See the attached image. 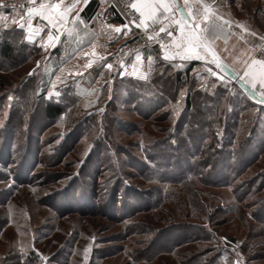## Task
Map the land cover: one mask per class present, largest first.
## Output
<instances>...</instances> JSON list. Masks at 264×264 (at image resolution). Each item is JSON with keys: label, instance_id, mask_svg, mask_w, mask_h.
<instances>
[{"label": "rangeland", "instance_id": "374dc122", "mask_svg": "<svg viewBox=\"0 0 264 264\" xmlns=\"http://www.w3.org/2000/svg\"><path fill=\"white\" fill-rule=\"evenodd\" d=\"M225 2L232 8L235 0H189L188 6L199 10L195 22L203 27L204 9L215 19L222 6L228 9ZM241 3L253 9V0ZM0 17H6L0 18L2 40L4 32L13 29V20L1 7ZM19 39L24 41L21 35ZM165 43L167 48L128 57L104 85L100 80L107 77L109 67L100 66L94 77L90 74L82 81L58 82L43 73L31 49H25L30 56L22 62L18 53L8 62L0 59V140L8 141V134L17 131L38 138L32 144L38 147L37 159L28 157L31 167L24 176L13 162L19 159L15 148H0V264H264V224L252 215V203L264 197V154L241 176L255 177L254 185L260 188L242 202L229 188L197 181L193 188H178L136 171L141 164H150L146 155L150 146L161 143L156 150H166L163 143L175 145L170 139L175 135L179 144H189L190 152L195 149L199 160L198 142L209 144L213 135L238 143L252 133L256 122L264 127V100L241 80L223 73L203 55L190 59L175 55L171 42ZM115 50L104 59L108 65ZM188 92L199 122L212 123L222 112L221 126L211 125L227 128L232 114L238 113L236 131L204 130L199 138L188 136L191 119L184 112ZM208 95L216 99V111H210L214 99H206ZM61 96L64 113L45 120L39 111L42 101ZM166 152L183 157L186 153ZM7 157L10 160L4 163ZM108 162L121 179L119 200L107 180ZM155 164L163 177L164 172L169 180L177 176L179 166L170 159L156 158ZM102 169L106 170L100 173ZM154 188L163 194L156 205ZM137 225L144 230L128 232ZM193 225L201 227L197 232L204 240L186 241ZM182 239L186 242L179 244Z\"/></svg>", "mask_w": 264, "mask_h": 264}, {"label": "crops", "instance_id": "0c3cea01", "mask_svg": "<svg viewBox=\"0 0 264 264\" xmlns=\"http://www.w3.org/2000/svg\"><path fill=\"white\" fill-rule=\"evenodd\" d=\"M28 1L29 7H38L42 2L61 3V10L65 12L64 19L56 23L55 27L39 15L31 17L29 26V7L9 9L13 20L11 26L22 31L24 42L38 48L36 62L39 56H43V61H38L37 64L43 67V73L46 72L52 81H82L90 74L94 77L100 66L106 67L109 64L104 59L112 50L133 35L132 27L124 21L111 0ZM183 2L184 0H173L174 7L169 12L162 13L161 10L157 20H147L146 28L140 26L141 32L150 42L161 38L165 46L162 49L167 48L165 42L169 44L178 35L179 28L175 20L181 17L188 21L189 27L193 25V18L188 16ZM213 3L211 1L210 6ZM223 4L228 5L226 2ZM252 6L253 9L249 10L241 0H235L232 8L222 6L220 14L212 11L216 15L213 20L222 28L211 33V51H200L198 54L207 57L223 73L236 76L246 89L264 100V84L261 83L264 65L253 64L255 59L251 57L253 49L264 42V0H253ZM20 24H24V27H20ZM117 27L121 29L120 32H115ZM161 27L165 28L164 32L160 31ZM168 31L172 32V36L167 35ZM150 36L153 38L149 39ZM185 55L188 58L197 56ZM99 57H103V60ZM89 61L94 62L86 67Z\"/></svg>", "mask_w": 264, "mask_h": 264}, {"label": "trees", "instance_id": "16d2710c", "mask_svg": "<svg viewBox=\"0 0 264 264\" xmlns=\"http://www.w3.org/2000/svg\"><path fill=\"white\" fill-rule=\"evenodd\" d=\"M22 36V31L19 28L13 27L11 30H6L4 32V35L1 37L2 40H0V59L3 62H8L14 57L16 53L19 54L18 61L22 62L26 60V57L30 56V52L26 54L25 49H31L34 53H38V48L34 45L28 44L26 42H20V35ZM19 36V37H18ZM18 37V38H17ZM12 40V41H11ZM22 41V40H21ZM17 43V44H16ZM31 47V48H30ZM16 50V51H15ZM33 53V54H34ZM32 54V53H31ZM26 56V57H25ZM16 65V63H13V67ZM192 68V63L186 68L185 73L188 74ZM180 76L177 75V81H179ZM68 93V92H67ZM70 94V93H69ZM209 97L213 98L212 95H208L206 99H209ZM62 96L60 97V101L57 100H44L42 101L39 111L42 113V117L45 120H54L59 115L64 113V103L61 102ZM214 99V98H213ZM207 100H205L206 102ZM193 96L190 92L186 94L185 97V105H184V112L190 116L191 123L187 130L188 136L191 137H200L201 133H203L204 130H209L211 132H221L228 134L230 131L235 132L237 129V116L238 113L232 114L233 122L228 123L227 128L218 127L221 121V115H224L222 112L218 116L217 120L213 122H218L216 128H214L213 125L215 123H210L211 120L205 119L204 121H200V114L197 111H193ZM212 106H210V111H216V108L218 105L216 99L211 102ZM213 104H215L213 106ZM70 105V104H68ZM36 107L35 109H37ZM214 119V118H213ZM212 119V120H213ZM17 122V120H15ZM15 122V124H16ZM199 122V123H198ZM196 126V128H195ZM198 126V127H197ZM258 122L255 123V125L250 129V133L254 134V138H251V134L246 136L243 140H240L238 143L235 142H228L223 139H217L213 135L211 136V141L209 144H203L198 142L196 150L199 152L200 157H202L199 160H195V157L197 154L195 153L194 145L193 150L191 152L189 151V144H179V139L175 135L174 137H170V139H173L176 144L173 145L171 142L163 143V145H166V150L170 149L174 152V150L179 151L182 149L186 153L183 157L181 154H177L174 156V154H169L166 152V150L157 149V145H160L161 143H155L154 145L150 146L148 148V151L146 155L148 156V160L150 164H141V167H136V171L140 172L141 175L145 178H148L149 180H158L161 182H168L173 184V186H178V188H193L195 181L201 182L205 185L213 186V187H225L229 188L234 196V198L238 202H242L246 199H249L252 195H255L260 188H258V185L255 186V177L249 178L247 180H241V176L243 172L250 166L253 165L256 161H258L259 157L264 154V127L259 128ZM28 128V127H27ZM26 128V130H27ZM230 132V133H231ZM8 141L0 140V148L4 146V149L11 150L13 147L17 151V156L19 159L18 161H13L14 163H17V165L20 166V169L22 171V175L28 173V169H30L31 165L28 164V157L32 156L34 161L37 159V152L38 147L35 149L32 144L38 143V138H34L35 136L28 134V131L24 134L20 131H17L16 135H10L8 134ZM202 138V137H201ZM168 141V140H167ZM256 147H254V145ZM39 145V144H38ZM155 147V148H154ZM192 147V146H191ZM37 150V151H36ZM4 151V150H3ZM202 154V155H201ZM12 157V154H11ZM156 158L159 159H169L176 163V165L179 166L177 176L173 177L174 179L169 180V178H166L167 172H164V177L162 176V173L159 174L158 165L155 164ZM10 160V157H7L4 161V163L8 162ZM192 160V162L190 161ZM27 162L26 164H24ZM180 162V163H179ZM184 165V167L180 168V164ZM24 165V166H23ZM30 165V166H29ZM108 166L111 169L110 174L107 177V180H110V185L113 186V190L115 192H112L114 195V198L116 200H119L120 197V190H121V179L119 177V174L114 173L116 171L115 166L108 162ZM204 169H206V172H204ZM19 169V170H20ZM103 170H98L100 173L103 172ZM167 171V170H166ZM30 173V172H29ZM19 175V174H17ZM22 175H19L18 177L21 178ZM167 175V176H166ZM99 176V175H98ZM97 180V179H96ZM109 185V186H110ZM120 185V186H119ZM110 190V189H108ZM107 190V191H108ZM155 192V205L158 203L157 201H160L162 199V192L161 190L154 188ZM94 192V191H92ZM97 194V193H96ZM157 199V200H156ZM115 201V200H114ZM252 205L255 207L252 211V215L255 219L260 221L264 224V197L257 198ZM194 230L193 234L190 236V240L182 239L179 240V244L184 243L186 241H197V240H204L203 236H200L202 229L199 227V225H193L191 226ZM184 228V227H182ZM177 229V230H182ZM128 232L135 231V229L139 232L144 230V227L138 226H130ZM200 230V233L198 234L197 230ZM186 240V241H184ZM218 258V256H217Z\"/></svg>", "mask_w": 264, "mask_h": 264}, {"label": "snow or ice", "instance_id": "6c2138e0", "mask_svg": "<svg viewBox=\"0 0 264 264\" xmlns=\"http://www.w3.org/2000/svg\"><path fill=\"white\" fill-rule=\"evenodd\" d=\"M34 2V0H30V3ZM189 0H185V9L187 10V14L190 18H193V26H188V21L184 20L181 17L178 20H175V23L178 25L179 31L178 35L171 41V45L176 49L175 55L184 56L185 54L191 53H199L200 51L209 52L212 49L213 40L211 39V33L215 29L222 28L221 25L216 24V22L212 19V14H210V10L208 8L204 9V14L202 20L204 22V26H201V23H196L195 20L200 17V13L198 9L190 8ZM15 7V6H13ZM131 7L140 13L141 21L140 25L147 27V20L155 21L158 19V14L167 13L170 9L174 7L173 0H134L131 4ZM147 12V15H146ZM33 15H39L44 19L48 20L49 23L53 24V27L56 26L60 20L64 19L65 12L61 10V3H41L38 7H29L28 8V23L30 26L31 17ZM6 19V17H0ZM20 27H24V24H20ZM111 27V26H110ZM126 27V26H125ZM115 32H120L121 29L119 27L114 29ZM71 31V30H69ZM161 32L165 31L164 27L160 28ZM155 35H158L155 34ZM168 36H172V32H167ZM255 35V33H253ZM153 37H149L152 39ZM161 47H165L163 44ZM168 55H165V59H168ZM99 59L103 60V57H99ZM137 61L141 60L139 54L136 57ZM151 57H149V61H151ZM94 61H89V64L86 67H90ZM253 64H261L264 65V61H252ZM106 67H111V65H105ZM247 76L248 73L246 72ZM261 83L264 84V73L261 74ZM23 251V249H22ZM87 252V249H85ZM46 259V258H44ZM239 264V261H237Z\"/></svg>", "mask_w": 264, "mask_h": 264}, {"label": "built area", "instance_id": "2783aa9c", "mask_svg": "<svg viewBox=\"0 0 264 264\" xmlns=\"http://www.w3.org/2000/svg\"><path fill=\"white\" fill-rule=\"evenodd\" d=\"M112 3L117 8L118 12L124 19V21L132 27L133 35L132 37L118 46L112 56L111 67L108 68L107 77L100 80L101 85L111 80L117 70L121 67V64L128 57L141 53L145 49L153 50V48H161L163 41L161 38H156L153 42H150L146 35L140 30V13L131 7L134 0H111ZM15 6V7H13ZM0 7L2 9H24L29 7L28 0H0ZM251 57L259 61H264V42L259 44L253 49ZM38 61H43V56L38 57ZM215 75H219V71L215 72ZM235 79L237 77L235 76Z\"/></svg>", "mask_w": 264, "mask_h": 264}, {"label": "water", "instance_id": "95a60500", "mask_svg": "<svg viewBox=\"0 0 264 264\" xmlns=\"http://www.w3.org/2000/svg\"><path fill=\"white\" fill-rule=\"evenodd\" d=\"M197 54H198V53H195V52H194V53H191V54H188V55H197Z\"/></svg>", "mask_w": 264, "mask_h": 264}]
</instances>
